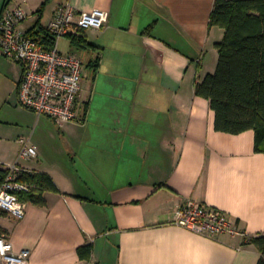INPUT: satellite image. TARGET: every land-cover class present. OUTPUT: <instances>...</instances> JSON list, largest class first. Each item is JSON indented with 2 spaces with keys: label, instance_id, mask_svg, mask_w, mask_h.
<instances>
[{
  "label": "crops",
  "instance_id": "1",
  "mask_svg": "<svg viewBox=\"0 0 264 264\" xmlns=\"http://www.w3.org/2000/svg\"><path fill=\"white\" fill-rule=\"evenodd\" d=\"M7 1L37 30L66 1L109 13L75 46L88 52L80 121L59 126L20 105L21 66L0 51V166L18 162L59 189L43 205L24 199L20 218L0 212L14 251L29 250L30 264H256L247 239L264 233V153L252 129L216 130L209 99L195 93L224 35L209 25L214 0H48L41 11L45 0H0V15ZM20 139L36 156L19 157ZM188 199L225 211L240 233L173 224ZM85 244L89 260L77 251Z\"/></svg>",
  "mask_w": 264,
  "mask_h": 264
},
{
  "label": "built area",
  "instance_id": "2",
  "mask_svg": "<svg viewBox=\"0 0 264 264\" xmlns=\"http://www.w3.org/2000/svg\"><path fill=\"white\" fill-rule=\"evenodd\" d=\"M29 13L23 5L4 4L0 15V51L2 55L21 66L22 74L17 86L20 105L37 115L50 118L62 126L68 121H80L78 107L82 99V77L85 61L81 54L58 49L62 36H78L89 28H101L108 20L107 10L94 8L89 11L77 9L70 1L59 4L44 32L25 27ZM22 147L19 157L36 156L34 145L19 140ZM7 173L0 182V212L17 218L24 215L26 201L20 197L29 192L30 186L17 179L21 167L18 162L6 167ZM173 224L196 233L216 237L221 233H240L236 221L228 213L193 200H186L175 210ZM1 264H30L27 249L14 251L11 241L0 232Z\"/></svg>",
  "mask_w": 264,
  "mask_h": 264
},
{
  "label": "trees",
  "instance_id": "3",
  "mask_svg": "<svg viewBox=\"0 0 264 264\" xmlns=\"http://www.w3.org/2000/svg\"><path fill=\"white\" fill-rule=\"evenodd\" d=\"M209 25L222 27L224 35L215 43L216 68L195 83V93L209 99L216 130L237 134L252 129L255 150L264 153V0H214ZM40 31L52 38L42 26ZM71 44L85 47L87 41L79 34ZM6 173L0 166V182ZM17 179L30 186L20 197L40 205L45 203V191H59L43 172L21 171ZM247 241L260 253L256 264H264V233ZM91 249V244L78 247L79 257L89 260Z\"/></svg>",
  "mask_w": 264,
  "mask_h": 264
},
{
  "label": "rangeland",
  "instance_id": "4",
  "mask_svg": "<svg viewBox=\"0 0 264 264\" xmlns=\"http://www.w3.org/2000/svg\"><path fill=\"white\" fill-rule=\"evenodd\" d=\"M42 22H46V15L44 16ZM69 36H62L59 40H58V49L60 51L63 52H78L79 54H81V56L84 58V60L87 59V54L88 52L86 50H82V49H76L75 46H71V44H69ZM86 73L88 74V71L86 70ZM8 127V129L13 132L14 128L12 124H7L6 125ZM26 136V135H24ZM26 139V138H25Z\"/></svg>",
  "mask_w": 264,
  "mask_h": 264
}]
</instances>
